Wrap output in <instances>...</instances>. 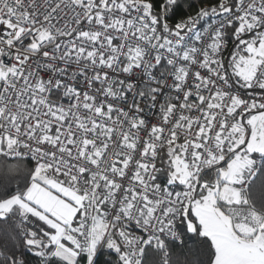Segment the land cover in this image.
<instances>
[{"label": "snow or ice", "instance_id": "1", "mask_svg": "<svg viewBox=\"0 0 264 264\" xmlns=\"http://www.w3.org/2000/svg\"><path fill=\"white\" fill-rule=\"evenodd\" d=\"M0 264H264V0H0Z\"/></svg>", "mask_w": 264, "mask_h": 264}, {"label": "trees", "instance_id": "2", "mask_svg": "<svg viewBox=\"0 0 264 264\" xmlns=\"http://www.w3.org/2000/svg\"><path fill=\"white\" fill-rule=\"evenodd\" d=\"M9 163H15V161H9Z\"/></svg>", "mask_w": 264, "mask_h": 264}, {"label": "built area", "instance_id": "3", "mask_svg": "<svg viewBox=\"0 0 264 264\" xmlns=\"http://www.w3.org/2000/svg\"><path fill=\"white\" fill-rule=\"evenodd\" d=\"M155 122H156L155 120L152 121V123H155ZM142 135H143V133H142Z\"/></svg>", "mask_w": 264, "mask_h": 264}]
</instances>
